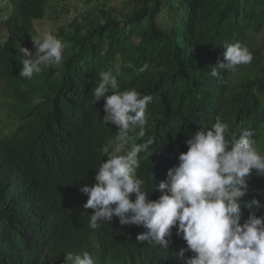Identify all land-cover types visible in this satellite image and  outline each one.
I'll list each match as a JSON object with an SVG mask.
<instances>
[{
  "label": "trees",
  "instance_id": "16d2710c",
  "mask_svg": "<svg viewBox=\"0 0 264 264\" xmlns=\"http://www.w3.org/2000/svg\"><path fill=\"white\" fill-rule=\"evenodd\" d=\"M69 1L0 0V264H64L69 252L85 251L96 264H186L193 253L179 255L186 242L175 227L167 246L138 242L145 229L120 227L116 217L89 227L93 210L79 188L95 183L119 136L102 120L105 99L91 103L92 91L110 71L118 88L105 96H152L144 135L132 127L124 144L153 141L137 169L150 200L186 140L217 118L229 133L251 130L264 155V0H74L85 12L52 33L65 45L62 62L20 77L19 47L34 54L36 22L50 3ZM236 42L252 62L212 76L225 45ZM247 183L241 223L249 211L264 217V176L253 171ZM253 198L261 206L244 208Z\"/></svg>",
  "mask_w": 264,
  "mask_h": 264
},
{
  "label": "clouds",
  "instance_id": "9594fccd",
  "mask_svg": "<svg viewBox=\"0 0 264 264\" xmlns=\"http://www.w3.org/2000/svg\"><path fill=\"white\" fill-rule=\"evenodd\" d=\"M32 41L34 54L19 47V76L26 79L40 73L41 64L61 63L65 47L51 32ZM222 55V62L211 69L212 76L219 75L217 68L234 72L237 66L253 60L251 51L239 42L226 44ZM117 88L116 78L104 71L92 91L91 103L105 99L102 120L115 125L119 136L113 143L114 154L96 171L95 183L79 188L87 196L83 206L93 210L88 218L89 227L95 230L101 222H111L116 217L120 227L137 225L145 229L137 234L138 242L159 246L169 244L175 227L176 235L186 242L179 255L193 253L186 264H264V217L249 211L241 223V199L247 194V181L253 171L264 176V155L254 147L253 132L242 129L238 135L229 133V125L219 118L210 129H200L186 140L187 151L179 153L178 164L158 184L159 197L150 200L137 169L139 154L153 141L134 144L130 150L124 144L132 127H139V135H144L146 108L152 96H141L134 89L111 91V95L105 96L110 89ZM226 133L230 139L225 138ZM260 206L255 198L244 203L246 209ZM64 264L96 262L86 251L75 255L69 252Z\"/></svg>",
  "mask_w": 264,
  "mask_h": 264
},
{
  "label": "rangeland",
  "instance_id": "374dc122",
  "mask_svg": "<svg viewBox=\"0 0 264 264\" xmlns=\"http://www.w3.org/2000/svg\"><path fill=\"white\" fill-rule=\"evenodd\" d=\"M85 10L84 4L79 1L50 3L45 18L35 24L38 36L42 39L46 32L55 33L60 29H66Z\"/></svg>",
  "mask_w": 264,
  "mask_h": 264
}]
</instances>
